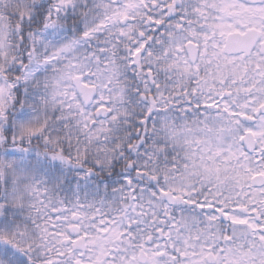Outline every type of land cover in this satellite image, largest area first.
I'll return each mask as SVG.
<instances>
[{
  "label": "snow or ice",
  "instance_id": "6c2138e0",
  "mask_svg": "<svg viewBox=\"0 0 264 264\" xmlns=\"http://www.w3.org/2000/svg\"><path fill=\"white\" fill-rule=\"evenodd\" d=\"M0 264H264V0H0Z\"/></svg>",
  "mask_w": 264,
  "mask_h": 264
}]
</instances>
